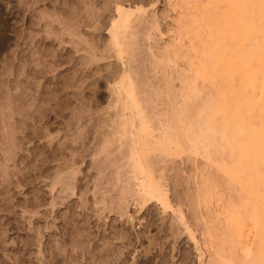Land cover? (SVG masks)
Listing matches in <instances>:
<instances>
[{
    "label": "rangeland",
    "instance_id": "obj_1",
    "mask_svg": "<svg viewBox=\"0 0 264 264\" xmlns=\"http://www.w3.org/2000/svg\"><path fill=\"white\" fill-rule=\"evenodd\" d=\"M120 1L0 0L11 41L0 56V264L221 261L208 228L223 233L238 191L205 150L187 149L195 139L163 143L183 127L176 107L198 112L211 92L192 87L202 38L190 32L207 0ZM141 165L167 207L147 193L149 174L139 187ZM210 178L221 185L211 196Z\"/></svg>",
    "mask_w": 264,
    "mask_h": 264
},
{
    "label": "bare ground",
    "instance_id": "obj_2",
    "mask_svg": "<svg viewBox=\"0 0 264 264\" xmlns=\"http://www.w3.org/2000/svg\"><path fill=\"white\" fill-rule=\"evenodd\" d=\"M205 5L206 7L201 8V11L198 10L200 16H198L199 20L197 24L192 28L193 30L191 29V32L190 30L188 31L192 34L194 33L196 38H202L201 47L196 50L201 54V59L196 66L193 78L195 84L192 87L194 86V92H197V94L200 92L199 96L202 95L203 88L201 87L202 90L198 88L200 87L198 86V81H201L203 86L207 84V87H211L212 93L208 92V94H211L210 96L206 94V98L204 97L205 99H203L205 101L201 105H198L200 106L197 110L198 112L193 110L192 113L189 110L190 108L192 110L193 106H189L190 108H187L188 110L186 109L185 112L183 105L180 108L183 111L181 110L178 115L181 116V113L184 112L185 114L183 115L185 117L186 112L190 111L187 114L191 116L196 113L194 115L198 116L197 118L201 122L198 119L195 120L194 115L193 118L191 117L192 119L187 115V117L183 118L182 115L181 119L176 114L179 111L176 110L178 109L176 107V112L173 111L174 115H172L175 119L172 118L171 120L177 121L180 118L178 121L180 124L174 123L177 126L184 123L181 129H179V126L173 127L176 129V132L180 131L178 132L179 137L177 133H171L175 132L172 129L166 136L168 139L165 137L167 141H165V138L162 140L164 141L163 143H168V141V144L171 142L172 145L173 143L175 149H179V146L183 148L185 145L183 139L187 140V144L189 140L191 143L195 139L194 145L190 144L189 146L186 144L184 147L187 148L189 146L187 149L192 148L191 150H199L198 152L202 150L201 153L205 150L204 152H206L210 161L216 165L217 170L224 177L223 181L218 180L219 183L226 187L231 186L230 188L234 186L236 192H239L236 195L239 197V199L235 200L236 203L234 202L233 206L229 205L226 209L225 221L222 226L225 228L223 229L224 231L220 229L223 233H219L221 235H218L217 231L219 229L216 230L214 227H211V230L208 228L210 236L214 237L217 235L219 238L218 240L216 238L219 242L218 247L216 246V249H219L216 251V254L221 259L218 263L264 264V0H207V4ZM118 8L117 13H120L122 16L125 13L127 17L125 8H121L120 6ZM122 16H119L120 21L116 20V22L114 21L115 24L112 23L113 32H117L118 30L116 29L121 28V24H124V19L127 22L129 21L127 20L128 18L123 19ZM7 26L8 24L0 5V56L6 52L11 42L4 34ZM123 26L128 28L126 25ZM135 30L131 33L132 35L130 34L132 37L135 34ZM115 32L113 36L118 35L120 42L121 31H118L120 34L117 32V35ZM188 32L185 34H189ZM114 39H117V37ZM118 40L116 42L119 45ZM130 44L132 46V43ZM125 47L128 48L129 45ZM129 50L133 51V47H129L128 50L122 49L121 52H130ZM190 119H194L195 123L190 122ZM199 124H204L206 128H200L203 125L200 126ZM194 127L200 130L198 131ZM172 134L174 137H172ZM206 150L209 151L207 152ZM214 152L215 157L214 155L211 156ZM213 157L214 159H212ZM142 165L140 167L143 168L144 166ZM145 167L146 170L148 169L147 171L145 170L146 172H144ZM145 167L143 171L141 168V171L138 173L141 179L139 180L142 183L143 178L145 179L143 175L147 173L149 176L146 178L151 179L149 180L150 183H154V180L151 178L152 174L149 172L151 171L150 168ZM140 174H143L142 178ZM147 179L145 180L147 181ZM210 179L204 181L205 184H203L206 186L212 182L216 185L218 182L217 180H212V178ZM141 183L139 187H143L145 184V189H150V192L148 191L147 193H150V196L156 194L154 196L155 199L159 197L158 201L161 203L165 199L168 200L161 185L154 183L156 185L152 186L149 183L151 186L149 188V184L145 183V181L143 182L144 184L142 183L141 185ZM214 185L213 188L212 184L209 185V188H212V190L209 189V193L207 192L208 188L202 185L201 187H204L200 188L202 195L204 193V197H207L208 193L211 196L212 191L221 186L218 183L217 187H214ZM155 187H157V190L153 191V193L152 190H155ZM202 189L206 190L203 191ZM143 191L145 192V190ZM200 191L199 193H201ZM199 193L198 196L200 195ZM209 195L206 200L209 199ZM199 197H201V201L203 197L201 195ZM199 197H197L198 199L196 198L198 202L195 205L199 204ZM206 200L202 201V203L206 202ZM165 207L167 206L165 205ZM219 228H221V225ZM211 231L212 233H210ZM213 233L216 235L213 236ZM251 238H253V244H250Z\"/></svg>",
    "mask_w": 264,
    "mask_h": 264
}]
</instances>
